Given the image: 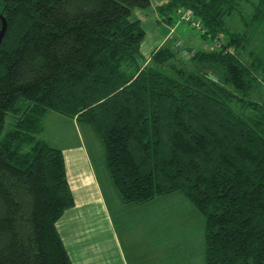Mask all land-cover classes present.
Here are the masks:
<instances>
[{
  "label": "trees",
  "instance_id": "obj_1",
  "mask_svg": "<svg viewBox=\"0 0 264 264\" xmlns=\"http://www.w3.org/2000/svg\"><path fill=\"white\" fill-rule=\"evenodd\" d=\"M242 1L164 0L161 20L191 9L211 46L143 59L132 12L150 0H0V264L71 262L56 222L75 200L39 134L47 110L91 124L124 202L182 191L204 217L205 264H264V0Z\"/></svg>",
  "mask_w": 264,
  "mask_h": 264
},
{
  "label": "rangeland",
  "instance_id": "obj_2",
  "mask_svg": "<svg viewBox=\"0 0 264 264\" xmlns=\"http://www.w3.org/2000/svg\"><path fill=\"white\" fill-rule=\"evenodd\" d=\"M155 2L156 0H151L149 6L136 7L132 12V16L140 18L141 25L145 29L139 48L143 59L148 58L152 49L158 44L168 42H173L182 49L183 54L190 53L187 52L189 48L211 46V40L200 35L201 27L183 19L176 11L172 13L173 18L170 23L160 20L161 15L154 10ZM255 2L257 0L242 1L243 12L250 13ZM173 24L175 28L172 27ZM227 24L232 30H241L244 27L237 12L227 17ZM185 30L188 31L190 38L186 37ZM166 34H168L167 38ZM164 37L165 39L161 41ZM176 39L178 40L175 41ZM257 40L259 41V38ZM252 46L255 45L250 44L248 48ZM249 50L242 52L243 56L248 58L251 54ZM261 82L259 89L264 97V78ZM11 120V115L8 114L4 122L5 128L11 126ZM42 122L43 128L39 132L42 138L50 144L63 146L68 151L71 149L78 151L77 155L82 154L87 165L94 166V174L104 192L109 195H119L105 165L103 143L90 123L76 122L71 116L54 110H47ZM126 204H119L118 210L121 211H119L118 225L128 226L132 232L131 236L139 242V247L145 246L149 253L152 251L150 263L205 264L204 217L182 191L163 193L139 206L135 205L138 207L131 205L134 204L132 202ZM139 253L141 258L143 254L141 249Z\"/></svg>",
  "mask_w": 264,
  "mask_h": 264
},
{
  "label": "crops",
  "instance_id": "obj_3",
  "mask_svg": "<svg viewBox=\"0 0 264 264\" xmlns=\"http://www.w3.org/2000/svg\"><path fill=\"white\" fill-rule=\"evenodd\" d=\"M163 1L156 0L155 13L156 6ZM172 27L175 28L174 24ZM185 34L190 38L187 30ZM72 119L78 122L74 117ZM58 147L63 151L66 177L75 200L56 222L58 232L71 258L70 264H152L150 263L152 251L150 254L145 246L139 247V242L131 236L132 232L128 226L118 225L121 211L118 210L119 204L132 202L134 204L131 205L139 206L144 202L141 204L133 201L124 202L119 195L105 193L94 174V166L87 165L82 154L77 155L78 151L74 149L68 151L63 146ZM140 249L143 253L142 259Z\"/></svg>",
  "mask_w": 264,
  "mask_h": 264
},
{
  "label": "built area",
  "instance_id": "obj_4",
  "mask_svg": "<svg viewBox=\"0 0 264 264\" xmlns=\"http://www.w3.org/2000/svg\"><path fill=\"white\" fill-rule=\"evenodd\" d=\"M177 14L180 15L183 19L187 21H191L194 25L201 27L198 18L194 14H192L191 9H186L184 7H179L177 10Z\"/></svg>",
  "mask_w": 264,
  "mask_h": 264
},
{
  "label": "water",
  "instance_id": "obj_5",
  "mask_svg": "<svg viewBox=\"0 0 264 264\" xmlns=\"http://www.w3.org/2000/svg\"><path fill=\"white\" fill-rule=\"evenodd\" d=\"M0 18H1V22H2V25L0 27V40H1L2 36L4 35L3 33H4L5 29H6L7 22H6L5 17H4L3 14H0Z\"/></svg>",
  "mask_w": 264,
  "mask_h": 264
}]
</instances>
